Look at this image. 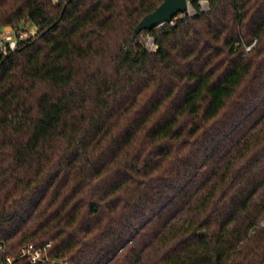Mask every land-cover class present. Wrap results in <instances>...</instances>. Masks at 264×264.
<instances>
[{
	"label": "trees",
	"instance_id": "16d2710c",
	"mask_svg": "<svg viewBox=\"0 0 264 264\" xmlns=\"http://www.w3.org/2000/svg\"><path fill=\"white\" fill-rule=\"evenodd\" d=\"M189 1L134 37L163 0H0V30L37 28L0 53L9 253L264 264V0Z\"/></svg>",
	"mask_w": 264,
	"mask_h": 264
},
{
	"label": "built area",
	"instance_id": "2783aa9c",
	"mask_svg": "<svg viewBox=\"0 0 264 264\" xmlns=\"http://www.w3.org/2000/svg\"><path fill=\"white\" fill-rule=\"evenodd\" d=\"M208 1L201 0L202 9H208ZM195 10L190 3L188 2V8L185 13L180 14L179 16L194 15ZM178 17V16H177ZM176 17V18H177ZM174 18V19H176ZM174 19L172 20L173 23ZM167 24V23H166ZM165 24H161L156 29H160ZM27 31L19 30L18 28L12 25H6L0 30V53L8 54L10 51L15 50L18 46L20 40H25L28 37L24 38V34ZM146 47L148 50H156L157 45L155 43L154 37L148 35L145 40ZM51 242H48L44 245H39L37 243H29L22 247L21 253L19 256H15L8 252V247L4 242L0 243V264H16V261L20 257H25L30 264H70L64 259H58L51 254Z\"/></svg>",
	"mask_w": 264,
	"mask_h": 264
},
{
	"label": "water",
	"instance_id": "95a60500",
	"mask_svg": "<svg viewBox=\"0 0 264 264\" xmlns=\"http://www.w3.org/2000/svg\"><path fill=\"white\" fill-rule=\"evenodd\" d=\"M189 0H163L152 12L145 15L134 28V37L143 30H152L161 24L172 22L178 15L185 13Z\"/></svg>",
	"mask_w": 264,
	"mask_h": 264
},
{
	"label": "rangeland",
	"instance_id": "374dc122",
	"mask_svg": "<svg viewBox=\"0 0 264 264\" xmlns=\"http://www.w3.org/2000/svg\"><path fill=\"white\" fill-rule=\"evenodd\" d=\"M36 33H37V28L29 26L27 33L24 34V38L28 36L30 37L31 35H34ZM261 220L262 222H264V215L261 217Z\"/></svg>",
	"mask_w": 264,
	"mask_h": 264
}]
</instances>
